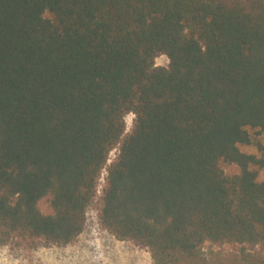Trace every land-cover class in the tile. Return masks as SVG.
Wrapping results in <instances>:
<instances>
[{
  "label": "trees",
  "instance_id": "16d2710c",
  "mask_svg": "<svg viewBox=\"0 0 264 264\" xmlns=\"http://www.w3.org/2000/svg\"><path fill=\"white\" fill-rule=\"evenodd\" d=\"M262 134L264 0H0L4 237L73 242L106 169L153 264H264Z\"/></svg>",
  "mask_w": 264,
  "mask_h": 264
},
{
  "label": "rangeland",
  "instance_id": "374dc122",
  "mask_svg": "<svg viewBox=\"0 0 264 264\" xmlns=\"http://www.w3.org/2000/svg\"><path fill=\"white\" fill-rule=\"evenodd\" d=\"M155 62L157 66L167 67L169 58L161 54ZM133 120V114L126 116L127 131L131 130ZM260 138L264 141V134ZM240 149L247 153L257 152L254 146L240 145ZM117 153V148L112 150L109 163L116 158ZM226 169L231 173L236 171L233 166ZM106 176L107 171L104 169L97 196L87 208L85 228L73 242L64 245L44 238L32 239L18 233L4 237L0 230V264H153L148 248L132 241L118 240L101 225L99 212ZM258 178L264 180V169L259 171ZM41 209L44 212L50 211L47 200L41 202ZM210 246L206 244L204 251L209 250ZM214 249L238 251L241 246L224 245L215 246Z\"/></svg>",
  "mask_w": 264,
  "mask_h": 264
}]
</instances>
